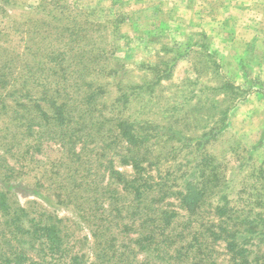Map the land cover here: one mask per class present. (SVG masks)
Masks as SVG:
<instances>
[{"label":"rangeland","instance_id":"rangeland-1","mask_svg":"<svg viewBox=\"0 0 264 264\" xmlns=\"http://www.w3.org/2000/svg\"><path fill=\"white\" fill-rule=\"evenodd\" d=\"M61 59L92 63L85 80L95 88H73L70 76L76 74L63 76L55 68ZM62 78L69 79L64 86ZM60 105L78 116L83 110L86 129L113 116L150 122L159 131H152L142 151L161 159L162 172L180 170L182 183L193 177L194 159L210 154L214 169L203 185L212 192L209 204L222 205L224 192L233 206L263 212L264 0H0V166L8 162L14 174L4 178L0 167V211L12 212L0 216V252H21L25 235L16 239L5 223L22 210L29 216L15 222V234L33 231L34 220L46 214L68 220L78 249L97 252L83 238L90 235L83 215L88 205L76 187L80 182L71 179L69 140L47 127L42 114L54 115ZM29 125L32 132H26ZM39 127L44 131L36 148ZM110 128L88 141L91 131L84 130L77 153L84 148L92 154ZM205 135L217 137L198 151L196 142ZM119 160L114 158L116 170L135 176L131 164ZM145 167L156 174L155 167ZM93 170L103 172L100 166Z\"/></svg>","mask_w":264,"mask_h":264},{"label":"trees","instance_id":"trees-1","mask_svg":"<svg viewBox=\"0 0 264 264\" xmlns=\"http://www.w3.org/2000/svg\"><path fill=\"white\" fill-rule=\"evenodd\" d=\"M77 30L75 33L79 35ZM58 54L64 56L65 52ZM92 67V63L84 64L82 59L78 64H70L63 59L55 64V68L59 69L58 74L63 72L64 76L71 71L70 74L79 75L70 76L76 80L71 84L73 88L78 86L87 90L95 88L92 81L85 80ZM68 80L62 78L63 86ZM224 88L229 87L221 89ZM84 92L87 94V91ZM94 94L95 91L91 92L88 98H94ZM42 114L47 127L53 125L57 129V136L64 135L69 140L71 179L75 183L80 182L76 187L83 193L82 201L88 205L84 207L83 215H86L84 220L89 225L90 235L83 238L89 243L93 242L97 252H93L95 256H90L85 248L78 249L80 241L70 234L65 223L68 220L50 219L46 214L34 220L33 231L20 230L19 234H15L19 230V227L12 228L15 222L29 216L22 210V216L15 212L16 220L10 218L9 225L5 223L16 239L25 235L19 242L21 252H0V264H12L16 259L28 264H264V207L263 212H253V207L238 208L231 204L224 192L219 198L222 205L219 201L215 206L209 204L208 198L212 192L204 189L203 185L214 169L210 154H206L205 161L195 158L194 163L197 162L191 170L193 177L184 178V182L179 183L180 170L162 172L161 159L150 160L148 153L142 151L154 138L152 131H159L150 122L136 124L124 119L117 120L113 116L100 119L102 121L94 125L91 123L86 129L82 123L86 115L83 110L78 116L73 110H65L60 105L54 115L45 111ZM108 125L111 128L101 134L102 138H98L92 154L88 150L85 155L82 152L84 148L77 153L78 139L83 137L84 130L91 131L88 141L95 137L93 133L100 132L102 127ZM39 128L34 132L36 148L41 146L44 131V128ZM171 128L173 135L182 136L181 130ZM26 132H32L31 125L26 127ZM157 135H161V132ZM215 137L217 135H205V140L199 139L196 142L198 151ZM155 139L160 138L156 136ZM110 151L113 153L112 159ZM115 157H119L124 165L131 164L135 176L128 177L116 170ZM146 163L156 168L154 176L149 174L147 167L144 168ZM95 166L102 167V174L94 172ZM0 167L5 170L4 178L14 177L8 162L5 161V167ZM102 177L108 178V182ZM200 178L202 183L198 181ZM2 211L1 218L12 214L7 208ZM26 237H33L37 244L33 246ZM12 240L15 239L10 242ZM218 247L223 248L222 254L216 250ZM31 254L39 257H32Z\"/></svg>","mask_w":264,"mask_h":264}]
</instances>
